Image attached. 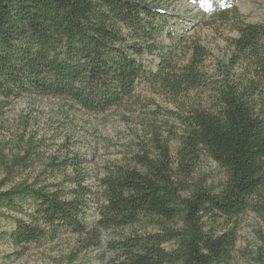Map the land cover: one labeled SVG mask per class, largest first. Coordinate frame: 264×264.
Listing matches in <instances>:
<instances>
[{
	"label": "trees",
	"instance_id": "obj_1",
	"mask_svg": "<svg viewBox=\"0 0 264 264\" xmlns=\"http://www.w3.org/2000/svg\"><path fill=\"white\" fill-rule=\"evenodd\" d=\"M170 22L144 0H0V114L25 93L64 97L98 114L140 84L160 86L176 99L201 89L208 53L193 44L187 63L177 66L163 42L174 41ZM233 31L218 80L204 102L183 110L175 160L166 145L153 157L137 154L136 167L108 168L99 194L83 183L80 162L72 159L66 161L73 177L59 183L0 181V226L12 223L1 234L13 253L65 232L94 248L101 230L146 220L157 230L109 242L115 256L108 264L230 263L237 232L213 224L248 209L264 217L260 202L252 203L264 186V25L237 23ZM201 154L224 171L217 186L188 183ZM31 162L14 160L9 172ZM91 200L97 201L94 227L87 220Z\"/></svg>",
	"mask_w": 264,
	"mask_h": 264
},
{
	"label": "rangeland",
	"instance_id": "obj_2",
	"mask_svg": "<svg viewBox=\"0 0 264 264\" xmlns=\"http://www.w3.org/2000/svg\"><path fill=\"white\" fill-rule=\"evenodd\" d=\"M161 8L169 20L174 41L165 37V46L174 51L177 66L187 63L193 44L208 53L200 71L205 79L201 89L176 99L160 86L140 84L131 97L104 113H88L64 97L25 93L11 100L0 114V181L6 187L22 180L55 184L73 177L66 160L79 161L83 183L99 194V180L108 168L117 165L136 167L134 156L148 151L156 156L158 146L166 145L175 160V151L183 127V110L204 102L210 86L218 80L231 55V40L237 23L264 25V0H144ZM154 62L156 59H153ZM150 58H146V64ZM154 68V65L152 66ZM239 68H237L238 70ZM31 159L25 171L14 168V160ZM224 171L201 154L187 179L201 180L205 186H217ZM264 213V186L253 198ZM97 201H90L87 220L94 227L98 220ZM0 226V264H108L114 258L108 243L134 232H155V226L142 220L134 225L109 231L101 230L100 245L85 248L83 237L65 232L56 239L30 244L16 255L10 241L1 232L12 223ZM215 228H235L237 241L229 264H264V217L252 209L220 218Z\"/></svg>",
	"mask_w": 264,
	"mask_h": 264
}]
</instances>
